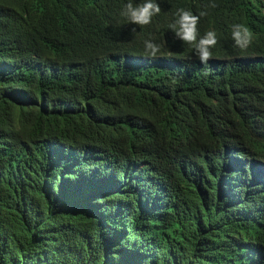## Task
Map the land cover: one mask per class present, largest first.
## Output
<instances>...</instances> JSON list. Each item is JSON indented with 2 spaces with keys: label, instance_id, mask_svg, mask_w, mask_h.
<instances>
[{
  "label": "trees",
  "instance_id": "obj_1",
  "mask_svg": "<svg viewBox=\"0 0 264 264\" xmlns=\"http://www.w3.org/2000/svg\"><path fill=\"white\" fill-rule=\"evenodd\" d=\"M128 2L0 0V264H264V0Z\"/></svg>",
  "mask_w": 264,
  "mask_h": 264
},
{
  "label": "clouds",
  "instance_id": "obj_2",
  "mask_svg": "<svg viewBox=\"0 0 264 264\" xmlns=\"http://www.w3.org/2000/svg\"><path fill=\"white\" fill-rule=\"evenodd\" d=\"M209 7H216L211 3ZM161 12L159 3L154 0H144L143 3L134 4L129 0L123 6L120 16L125 18L132 25L143 28L152 22V18ZM206 12H200L194 15L191 11L183 8L178 9V17L174 23L169 24V29L173 31L175 37L182 43L194 48L197 59L201 64H207L212 59V49L219 43L214 31L206 32L202 37L199 34L198 24L200 18L205 16ZM136 31L135 28L132 29ZM231 37L234 41V47L241 51L246 50L252 43V33L247 26L241 23H234L231 26ZM162 45L155 43L153 40L144 41V55L148 57H157L161 52Z\"/></svg>",
  "mask_w": 264,
  "mask_h": 264
}]
</instances>
